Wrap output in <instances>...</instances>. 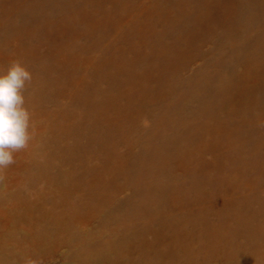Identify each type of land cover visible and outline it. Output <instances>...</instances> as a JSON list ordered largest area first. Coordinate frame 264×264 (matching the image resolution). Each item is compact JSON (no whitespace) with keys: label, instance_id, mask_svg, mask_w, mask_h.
Listing matches in <instances>:
<instances>
[{"label":"rangeland","instance_id":"rangeland-1","mask_svg":"<svg viewBox=\"0 0 264 264\" xmlns=\"http://www.w3.org/2000/svg\"><path fill=\"white\" fill-rule=\"evenodd\" d=\"M14 60L0 264H264V0H0Z\"/></svg>","mask_w":264,"mask_h":264},{"label":"clouds","instance_id":"clouds-1","mask_svg":"<svg viewBox=\"0 0 264 264\" xmlns=\"http://www.w3.org/2000/svg\"><path fill=\"white\" fill-rule=\"evenodd\" d=\"M31 73L19 61L0 69V168L14 162L13 153L29 140L30 114L24 106L22 89Z\"/></svg>","mask_w":264,"mask_h":264}]
</instances>
